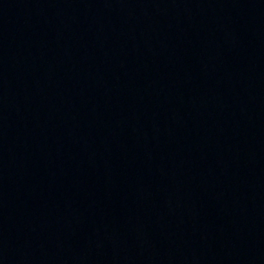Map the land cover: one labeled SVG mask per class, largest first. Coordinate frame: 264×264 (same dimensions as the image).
<instances>
[{"label":"water","instance_id":"water-1","mask_svg":"<svg viewBox=\"0 0 264 264\" xmlns=\"http://www.w3.org/2000/svg\"><path fill=\"white\" fill-rule=\"evenodd\" d=\"M0 264H264V0H0Z\"/></svg>","mask_w":264,"mask_h":264}]
</instances>
